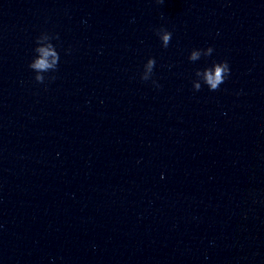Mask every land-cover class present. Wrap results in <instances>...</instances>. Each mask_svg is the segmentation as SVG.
Segmentation results:
<instances>
[{"label":"water","instance_id":"1","mask_svg":"<svg viewBox=\"0 0 264 264\" xmlns=\"http://www.w3.org/2000/svg\"><path fill=\"white\" fill-rule=\"evenodd\" d=\"M0 264H264V0H0Z\"/></svg>","mask_w":264,"mask_h":264},{"label":"clouds","instance_id":"2","mask_svg":"<svg viewBox=\"0 0 264 264\" xmlns=\"http://www.w3.org/2000/svg\"><path fill=\"white\" fill-rule=\"evenodd\" d=\"M161 36L163 41V47L167 48L169 42L172 38V33L167 31L166 29H160L157 33ZM37 44L40 43V36L37 38ZM212 47H208L204 51V56H210L213 52ZM35 52L39 53V57L32 61L29 65L31 69L35 70H47V69H57L59 56L57 54V50H55L53 44H49L46 47H36ZM201 52L200 51H193L189 59L191 61H195L200 59ZM156 60L155 58L148 59L147 63L145 64V70L142 74L141 79L147 81L151 78L153 69L155 67ZM197 76H202L204 79L205 84L209 87V90L216 91L219 89V86L224 83L225 79L230 75V67L227 61L221 63H214L212 66L205 68L204 70H198L196 72ZM43 77L36 76L35 80L37 82H43ZM155 83V81H154ZM194 89L199 91L201 89V85L196 83L194 85Z\"/></svg>","mask_w":264,"mask_h":264}]
</instances>
